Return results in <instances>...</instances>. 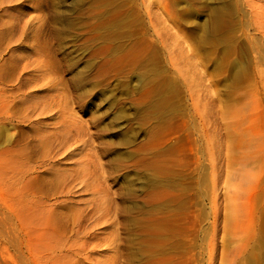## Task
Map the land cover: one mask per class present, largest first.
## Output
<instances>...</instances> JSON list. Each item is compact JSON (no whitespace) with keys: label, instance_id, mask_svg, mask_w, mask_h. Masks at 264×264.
<instances>
[{"label":"rangeland","instance_id":"rangeland-1","mask_svg":"<svg viewBox=\"0 0 264 264\" xmlns=\"http://www.w3.org/2000/svg\"><path fill=\"white\" fill-rule=\"evenodd\" d=\"M18 88L74 183L49 230L0 185V264H264V0H0Z\"/></svg>","mask_w":264,"mask_h":264},{"label":"bare ground","instance_id":"bare-ground-1","mask_svg":"<svg viewBox=\"0 0 264 264\" xmlns=\"http://www.w3.org/2000/svg\"><path fill=\"white\" fill-rule=\"evenodd\" d=\"M21 91L22 90L20 88L13 89L9 93H6L1 90L0 127H5V125H10L11 123H17V124L29 123L35 127H33L32 132L30 131L31 135L29 134L25 139L23 138L24 140L22 141L15 139V137L19 133L15 125H14V132L7 134L6 141L9 142L10 144L15 142L14 145L13 144L11 145H13L16 149L12 146V148H10L13 149L12 157L10 156V160L6 161L4 165L0 164V185L2 187L14 188L16 191V192L14 191V194L19 192V195L18 194L16 195H18L19 197L22 196V198H24L23 201L24 208H26V210L30 212L31 222L33 226L37 228L49 230V228L52 227L51 225L53 224V221L55 220L57 215L58 214L61 215V213L64 212L63 210L66 211L67 209L65 207L66 206L65 204L63 205L61 203H56L54 200H53L54 202H52V199L58 193L59 194L63 193V191L66 190V188L71 185L69 183H74L73 180L69 181V178H66V176L68 177L67 172L65 173V171L63 170L61 171L58 169V167H55L54 161L58 155L60 156L70 147L71 141L76 142L74 141L76 137L73 138L72 140L66 137L64 135L65 133L64 131L66 128L62 127L63 125L59 127L61 124L56 125V127L48 131L42 129L40 126L36 127L38 120L34 118L36 116L43 114V109L35 104L34 106L30 104L26 105L27 103V101L25 100L26 92L24 93L23 91L22 92ZM44 106L46 105H43V108ZM10 126L12 127V125ZM26 129L28 130V128ZM76 135L77 137H79L78 136L79 132H77ZM36 148H38V150ZM33 149H36L35 151L37 152H34ZM84 170L83 172H85ZM43 174L44 175L47 174L49 175V177L48 176L43 177ZM81 175H85V173ZM79 177L81 176L79 175ZM83 178L84 177L82 176L81 179ZM55 182L57 183L54 184ZM11 188L9 189L11 190ZM24 193H26L28 196ZM59 217L62 218V216ZM61 218L59 221H61ZM80 218H82L81 219L82 221H78L77 219H76L77 221L75 220V225L78 228L77 229L75 227L77 229L75 233L79 235L81 234L83 238L87 233L84 232L87 228H83L85 226H82L83 225L82 215ZM56 219H57L56 221H58L59 218L57 217ZM73 222H71V224ZM66 223L68 222H65V224ZM81 227L83 229H81ZM76 236L74 234L75 238L78 237ZM110 236L112 238V241H110V245L113 246L116 233L113 232ZM72 242L78 243L77 240L76 241L74 240ZM75 243H70V246L68 247L66 246V248L76 247L77 244ZM76 253L77 255H81L82 251H79L77 249ZM71 254L73 253H70L69 255ZM65 256L69 258V256L67 255ZM70 257L72 258V256Z\"/></svg>","mask_w":264,"mask_h":264}]
</instances>
